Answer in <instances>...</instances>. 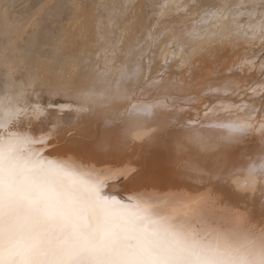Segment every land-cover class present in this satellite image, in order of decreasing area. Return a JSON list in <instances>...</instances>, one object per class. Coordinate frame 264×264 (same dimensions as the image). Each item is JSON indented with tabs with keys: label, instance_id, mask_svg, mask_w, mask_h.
Segmentation results:
<instances>
[{
	"label": "bare ground",
	"instance_id": "1",
	"mask_svg": "<svg viewBox=\"0 0 264 264\" xmlns=\"http://www.w3.org/2000/svg\"><path fill=\"white\" fill-rule=\"evenodd\" d=\"M8 2L11 7L0 8L3 259L66 261L79 256L82 261L133 264L158 256L168 264H264L260 193L234 183L243 181L249 161L258 155L259 131L237 134L238 142L225 143L221 137L229 133L212 126L225 109L236 123H244L254 100L260 107V41L254 46L243 37L239 45L212 41L210 34L224 21L206 16L204 8L199 14L188 12L192 0H115L136 5L141 43L155 52L151 64L148 57L139 61L137 54L128 68L142 73L141 84L149 74L159 81L162 73L163 84L159 93L135 92L132 103L151 106V113L121 116L126 101L118 109L94 105L87 111L79 107L78 93L56 87L57 72L50 70L63 47L70 66L69 73H61L66 81L76 72L72 57L87 68L90 58L96 59L92 53L99 52L100 68L93 64L91 72L103 71L95 32L85 29L79 9L70 7L80 0ZM247 2L211 0L216 5ZM58 3L69 8L63 15H49L51 23L42 32L36 18L44 6ZM222 14L234 26L243 19L242 27L248 29L246 11L233 8ZM57 25L58 39H49ZM194 31L208 38L184 51L180 45ZM205 105L211 111L202 125L176 124V116L169 115L175 109L193 121L197 116L204 120ZM262 118L264 113L252 114L257 129ZM12 150L16 153L9 154ZM218 165L227 169L224 178L217 171L209 180L208 173ZM120 175L125 179L111 183ZM117 191L121 198L114 195Z\"/></svg>",
	"mask_w": 264,
	"mask_h": 264
},
{
	"label": "snow or ice",
	"instance_id": "2",
	"mask_svg": "<svg viewBox=\"0 0 264 264\" xmlns=\"http://www.w3.org/2000/svg\"><path fill=\"white\" fill-rule=\"evenodd\" d=\"M11 5L8 0H0V8L7 10ZM45 11L42 15L36 18V23L41 25V31L43 32L48 25L51 23L48 20L49 15H63L64 11L69 8L68 5L55 4L51 7L44 6ZM72 9H79V12L85 18L83 24L85 29L95 32L94 39L101 45L104 59V68L102 72L93 74L91 72L92 65L94 64L97 69L100 68V53L93 52L92 55L96 57L93 61L89 60V66L86 68L80 62V58L72 57V64L74 65L76 72L70 75L65 80V77L61 73H69L70 66L68 63L67 51L61 47L57 55L54 58V67L50 68L51 71L57 72L56 87L58 89L67 90L68 92H76L82 97V102L78 101V105L81 109L87 111H93L94 105H98L103 108L118 109L120 105L127 102L124 107V111L119 113L121 116L127 114L140 115L142 113H151L152 108L149 107H138L133 104L132 101L136 99L135 92L137 90L143 94L145 91L151 92L153 89L155 93H159L160 88L163 84V74L159 81H153L151 75L144 79V83H140L142 73L133 72L128 68V65L135 59L138 54L139 61H143L145 57L149 58L151 64L152 59L155 56V52L151 49H145L141 43L142 36L140 29L137 24L140 21V16L135 13V4H119L115 0H105L103 3H88L87 0H80L79 3H73L70 6ZM144 8L148 6L143 5ZM205 9V15L211 17L219 16L224 21L223 24L216 26V31L210 34L211 40H221V42L235 43L239 45L243 41L251 39L253 46L255 41H260V56L264 57V0H250L247 3L224 4L216 5L211 3V0H192V3L186 6V10L191 12L196 10L199 14L200 10ZM207 8L215 9L214 11H208ZM235 8L236 12L242 10L247 12L248 18V29H243V19L236 22V26L229 24V16L223 15V11L231 12ZM54 10V11H53ZM89 10H92L89 12ZM59 31V26L53 28L48 32L49 39H58L56 33ZM243 37V41L239 38ZM208 38V35L199 31H194L187 34V38L184 44L180 46L184 51H187L189 47H192L196 42ZM79 47L77 41L76 44ZM129 49V53H125V47ZM176 45H172L175 48ZM7 61V55L5 56V62ZM165 65L168 64L167 57L164 61ZM121 65L120 68L117 66ZM113 71L118 73V78L113 76ZM260 76L264 77V63L260 64ZM115 83L116 87L113 89L112 85ZM145 85L148 87L145 88ZM219 91V89H217ZM129 93H132L129 96ZM179 99V98H177ZM219 99V97H217ZM183 103V101H181ZM188 100L187 103H191ZM257 101H253L252 105L246 109L248 120L244 123H236L232 113L225 109L221 114L214 117L217 121L212 126L226 130L229 135L222 136L221 140L225 143L238 142L237 134H247L251 131H259V148L258 155L255 159H251L244 170L246 175L243 181H234L239 187L250 190L255 193L257 190L260 193L261 207L264 208V118L259 121V128L257 129L256 124L252 123V114L260 116L264 113V92H262L258 98L260 107L256 108L255 104ZM175 103V101H174ZM199 111V110H198ZM211 108L209 105H205L204 109V120H201L199 116L193 121L191 115L184 112H177L175 109L170 112L169 115H175L176 124H182L186 127H190L193 124H203L207 120ZM187 115V123L185 124V116ZM257 160L259 163H257ZM220 172L219 178H224V172L226 168L217 166L215 171L208 173L209 180L216 172ZM132 176H128L127 179H132ZM125 179L124 175L118 176L111 183L119 184ZM115 196L121 198V192L117 191L114 193ZM82 255V253L80 254ZM128 256L134 255V253H127ZM0 264H114V262L106 261H82L79 256L72 257L68 260H56V259H45L39 261H22L18 258L11 260L3 259V234H2V217H0ZM127 264V262H122ZM133 264H168V262L159 259L156 256L153 259H136Z\"/></svg>",
	"mask_w": 264,
	"mask_h": 264
},
{
	"label": "rangeland",
	"instance_id": "3",
	"mask_svg": "<svg viewBox=\"0 0 264 264\" xmlns=\"http://www.w3.org/2000/svg\"><path fill=\"white\" fill-rule=\"evenodd\" d=\"M254 82L251 83V85L253 84ZM14 150V149H13ZM8 151L9 154H11L12 152L16 153L15 151ZM18 151V150H17Z\"/></svg>",
	"mask_w": 264,
	"mask_h": 264
}]
</instances>
